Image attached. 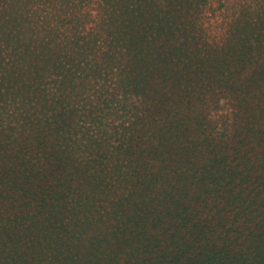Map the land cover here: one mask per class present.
I'll use <instances>...</instances> for the list:
<instances>
[{
	"label": "trees",
	"instance_id": "1",
	"mask_svg": "<svg viewBox=\"0 0 264 264\" xmlns=\"http://www.w3.org/2000/svg\"><path fill=\"white\" fill-rule=\"evenodd\" d=\"M97 2L113 7L109 49L126 55L119 87L141 100L162 76L171 90L159 98L178 105L216 86L232 116L219 130L169 121L151 137L138 123L137 145L96 156L88 145L100 135L70 97L99 66L62 55L58 32L32 39L30 0H0V109L29 104L0 118V264H264V7L237 29L232 59L199 50L184 61L186 22L208 0ZM192 65L187 84L175 72ZM186 130L198 132L194 157L175 147Z\"/></svg>",
	"mask_w": 264,
	"mask_h": 264
},
{
	"label": "rangeland",
	"instance_id": "2",
	"mask_svg": "<svg viewBox=\"0 0 264 264\" xmlns=\"http://www.w3.org/2000/svg\"><path fill=\"white\" fill-rule=\"evenodd\" d=\"M104 6H100L97 0H30L26 13L27 18L36 23L32 29L30 28L31 33L35 32L32 39L49 34L50 31L58 32L56 44L62 55L69 59L86 57L90 64L97 63L94 66H99L95 72H90L89 69L86 71L89 75L87 81L74 84L70 97L71 105L79 119L77 121L81 124L92 123L93 132L98 131L100 135L99 143L90 142L88 145L89 148L95 149L96 156L111 155L109 153L112 152L114 153L112 155L119 157L121 142L128 138L137 145L141 138H138L139 135L133 130L138 123L151 125L148 129L145 126L142 130L151 137L152 133L155 134L169 121L183 119L190 124L203 119L208 126L219 130L222 122L231 118L232 106L227 99L221 97L219 105L216 104L219 98L216 96L218 93L216 86L213 87L215 89L206 88L205 96L201 97V100L193 97L178 105L163 103L159 98L160 94L171 90L169 83L165 86L162 76L149 77L148 94L141 100L131 92L130 87L125 89L119 87L116 74L119 73L121 66L127 65L126 55L124 57L121 44L109 49V42L113 38L107 27L109 20L103 15V9L109 12L113 7ZM263 7L264 0H208L205 6L195 11L199 12L198 15L191 16L186 22H191L187 34L193 40L183 42L184 61H188L189 58L198 61L199 50L204 58L219 54L224 59H232L234 51L242 42L238 35L235 36L237 29H241L240 33L248 30L243 25L249 20L252 21L255 13ZM199 35L202 37L200 41ZM260 35L264 40V31H261ZM262 60L264 61V58ZM3 72L7 73V69L3 70L2 74ZM175 73L184 78L187 84H190L193 78L199 77L196 65ZM79 83L83 85L81 89L78 88ZM13 100L8 99L7 103L10 104ZM27 105L17 101L12 108L2 107L1 120H5V124L13 121L15 114H21V106L29 108V104ZM180 113L182 116L179 118L177 115ZM92 114L95 118H92ZM190 133L186 130L185 136L178 134V143L175 147L177 150L182 149L183 152L188 151L186 153L194 157L197 155L198 147H193L191 142L198 140L195 138L198 137V132ZM104 170L110 173L114 171L108 167Z\"/></svg>",
	"mask_w": 264,
	"mask_h": 264
}]
</instances>
